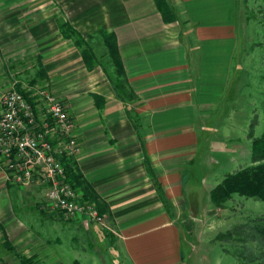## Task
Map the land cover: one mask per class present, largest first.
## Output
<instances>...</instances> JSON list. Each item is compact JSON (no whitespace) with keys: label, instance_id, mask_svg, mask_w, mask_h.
I'll return each mask as SVG.
<instances>
[{"label":"crops","instance_id":"crops-1","mask_svg":"<svg viewBox=\"0 0 264 264\" xmlns=\"http://www.w3.org/2000/svg\"><path fill=\"white\" fill-rule=\"evenodd\" d=\"M21 1L0 0V101L15 64L35 56L76 122L78 190L103 205L116 253L126 264H185L179 223L190 204L201 207L188 193L211 202L221 177L254 165L230 130L243 74L239 0H165L173 22L156 0H38L30 10ZM61 22L85 39L114 34L119 76L101 65L88 70ZM193 179L201 191L190 189ZM8 188L0 173V191Z\"/></svg>","mask_w":264,"mask_h":264},{"label":"rangeland","instance_id":"rangeland-1","mask_svg":"<svg viewBox=\"0 0 264 264\" xmlns=\"http://www.w3.org/2000/svg\"><path fill=\"white\" fill-rule=\"evenodd\" d=\"M39 1L44 3L45 0ZM39 1H21V8L35 9ZM239 6L242 13L243 74L230 130L233 132L231 139L234 148L249 153L253 140L264 134V0H239ZM63 24L60 23V28ZM90 46L108 76L117 78L118 70L108 55L103 37L94 35L90 39ZM25 60L24 64H15L13 84L19 85L25 92L48 85V81L39 73L35 56ZM238 142L243 145L235 144ZM241 163L242 168L244 163ZM200 173L204 176L203 172ZM226 178L223 176L220 180L223 182ZM193 180L190 189L201 191L197 180ZM209 184L212 186V182ZM12 188V191L8 188V193L0 191V224L17 250L32 258L33 264H126L122 255L116 253L110 234L113 228L105 214H99L98 221L84 216L75 220L66 219L47 212L40 204V193ZM78 191L84 195L81 190ZM192 194L193 191L188 193L189 202L201 207L190 204L183 210L185 223H179L184 232L182 255L185 264H245L248 259L240 260L236 256L238 253H262L263 249L260 250L257 243L245 244L236 233L241 227L249 232L250 229L246 227H253L256 219L264 217V202L235 196L224 209H219L208 202L204 195H199V201L195 202ZM228 232H232L237 241L223 242L218 239L219 235ZM0 264H20V259L6 246L1 228Z\"/></svg>","mask_w":264,"mask_h":264},{"label":"built area","instance_id":"built-area-1","mask_svg":"<svg viewBox=\"0 0 264 264\" xmlns=\"http://www.w3.org/2000/svg\"><path fill=\"white\" fill-rule=\"evenodd\" d=\"M29 93L32 101L14 85L1 97L0 173L9 186L40 193L51 214L98 221L96 205L67 181L64 161L80 153L75 120L48 85Z\"/></svg>","mask_w":264,"mask_h":264},{"label":"trees","instance_id":"trees-1","mask_svg":"<svg viewBox=\"0 0 264 264\" xmlns=\"http://www.w3.org/2000/svg\"><path fill=\"white\" fill-rule=\"evenodd\" d=\"M156 5L167 22H173L176 20L175 14L165 0H156ZM61 32L67 40H71L75 46L81 50L84 63L88 70H93L95 66L101 65V63H99L97 60L95 51L90 46L91 38L85 39L69 23H64L62 25ZM99 34L104 39L108 55L112 59L115 68L119 73H121L123 69L116 36L105 31H100ZM16 88L18 92L22 93L27 99L32 101L30 98L31 93L22 90L19 85H16ZM252 152L254 162L252 167L242 169L233 175L227 176L223 182H221L216 188L212 190L211 202L215 208L224 209L227 203L232 201L235 196L264 202V134L261 138H256L253 140ZM145 163L148 168V173L157 182V177L147 158ZM64 165L67 171L68 183H70L76 189L81 188L83 186V180L72 161L65 160ZM158 193L164 207L169 212V203L160 185H158ZM83 198V202H94L97 204L96 206H98L97 209L99 214H105L103 205H101L96 199H93L91 194L85 192ZM255 222L256 223L253 227H246L250 229L249 232H246L244 230L245 228L241 227L238 228L236 233L239 238H242L240 239L241 242L245 244L254 242L258 244L260 250L263 249L260 255H256L251 251L248 253H238L236 256L240 260H246L245 258L248 259V262H245V264H264V217L256 219ZM0 228L4 232L6 246L17 258L20 259V264H33L32 258H27L17 250V247L10 240V237L7 235L6 230L1 224ZM218 239L223 242L237 241V239H235V235L232 232L221 234L218 236Z\"/></svg>","mask_w":264,"mask_h":264}]
</instances>
